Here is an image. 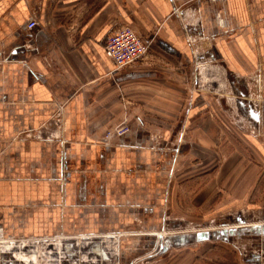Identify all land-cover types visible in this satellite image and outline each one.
Segmentation results:
<instances>
[{"label":"crops","instance_id":"crops-1","mask_svg":"<svg viewBox=\"0 0 264 264\" xmlns=\"http://www.w3.org/2000/svg\"><path fill=\"white\" fill-rule=\"evenodd\" d=\"M120 22L152 36L162 56L219 62L240 95L232 109L264 149L253 135H264V0H0V223L8 230L82 226L60 233L101 237L112 232L101 226L155 213L151 179L174 146L169 130L150 148L163 99L145 87L163 75L143 64L116 68L105 41ZM121 87L135 105L123 108ZM124 120L123 142L105 144L104 133ZM215 124L207 119L205 129Z\"/></svg>","mask_w":264,"mask_h":264},{"label":"rangeland","instance_id":"rangeland-1","mask_svg":"<svg viewBox=\"0 0 264 264\" xmlns=\"http://www.w3.org/2000/svg\"><path fill=\"white\" fill-rule=\"evenodd\" d=\"M160 53L155 48L148 67L159 70L163 81L145 87L163 99L155 103L153 115L159 120L152 122L150 148H160L169 130L174 147L170 162L154 170L153 190L143 189L157 208L151 219L106 224L100 228L112 232L101 237L60 233L82 226L29 233L13 232L0 223V264L4 259L12 264H264V235L250 230L264 224V149L249 140L251 129L232 109L240 95L233 92L219 62L198 57L191 62ZM251 83L258 90L257 75H251ZM119 97L123 108L136 104L126 88L121 87ZM182 115L188 122L178 129ZM207 119L216 123L212 132L205 129ZM126 122L109 128L102 141L123 142L131 131ZM253 135L264 143V135ZM26 136L21 131L17 138ZM241 173L250 177L241 178ZM224 229L235 233L225 235ZM200 231L210 232V239L197 241ZM183 235L191 239L185 244L175 241Z\"/></svg>","mask_w":264,"mask_h":264},{"label":"built area","instance_id":"built-area-1","mask_svg":"<svg viewBox=\"0 0 264 264\" xmlns=\"http://www.w3.org/2000/svg\"><path fill=\"white\" fill-rule=\"evenodd\" d=\"M37 25L30 20L29 28ZM154 39H148L134 26L127 22L117 23L105 41V53L117 69H124L136 64L149 66L155 53ZM127 126V125H126ZM129 126H127L128 128Z\"/></svg>","mask_w":264,"mask_h":264},{"label":"water","instance_id":"water-1","mask_svg":"<svg viewBox=\"0 0 264 264\" xmlns=\"http://www.w3.org/2000/svg\"><path fill=\"white\" fill-rule=\"evenodd\" d=\"M253 232L257 234L264 235V224L263 225H252L251 229ZM225 235H234L235 230L234 229H224L222 231ZM218 236V233H215ZM211 233L207 231H200L199 233L196 234V240L197 241H202V240H207L210 239ZM191 237L189 235H183V236H178L175 238V241H177L179 244H185L187 243Z\"/></svg>","mask_w":264,"mask_h":264}]
</instances>
